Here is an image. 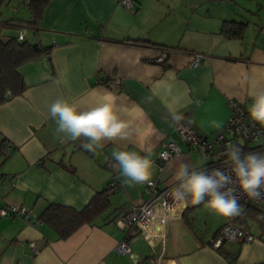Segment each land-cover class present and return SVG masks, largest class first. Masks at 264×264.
I'll return each instance as SVG.
<instances>
[{"label": "crops", "instance_id": "0c3cea01", "mask_svg": "<svg viewBox=\"0 0 264 264\" xmlns=\"http://www.w3.org/2000/svg\"><path fill=\"white\" fill-rule=\"evenodd\" d=\"M227 3L134 0L128 10L121 0H47L31 25L27 0H8L2 14L7 12L3 19L9 25L2 31L14 36L22 31L24 39L49 52L18 67L26 88L0 104V207L22 205L30 219H38L47 204L81 210L113 178L120 188L108 195L110 206L94 224H82L66 239L40 219L0 215V264H158L162 248L165 264H264L261 242L214 248L211 241L226 218L214 231L203 230L190 219L196 206L190 198L164 226H156L166 233L164 245L158 236L146 239L133 229L128 239L133 255L113 250L124 237L116 218L147 199L144 184L126 182L118 173L113 151L151 159L163 142L174 139L182 153L161 173L155 164L152 170V180L174 183L181 163L194 170L205 164H197L203 158L181 140L175 123L213 136L230 115V99L249 111L250 93L264 90V13L252 22L243 16L242 36L229 37L221 29L224 21H235L236 8ZM124 39L154 45H129ZM196 52L206 58L190 66ZM105 90L117 97L120 115L130 125L128 139L86 150L81 140L56 132L48 114L56 99L89 110ZM109 158L111 167L106 166Z\"/></svg>", "mask_w": 264, "mask_h": 264}, {"label": "clouds", "instance_id": "9594fccd", "mask_svg": "<svg viewBox=\"0 0 264 264\" xmlns=\"http://www.w3.org/2000/svg\"><path fill=\"white\" fill-rule=\"evenodd\" d=\"M101 102L89 110H81L64 98L56 99L48 109L55 121L56 132L64 139L81 140V146L93 150L94 145L129 137V123L120 115L117 97L110 91L100 93ZM252 104L248 115L255 124L264 126V90L250 93ZM227 170L197 171L181 163L174 175L177 182L172 189L173 198L179 202L191 199L193 204L206 203L215 214L235 217L242 208L235 195V188L249 197L259 198L264 193V154L244 153L239 145H227ZM117 171L132 184H151L153 161L148 154L140 155L127 150L113 151Z\"/></svg>", "mask_w": 264, "mask_h": 264}, {"label": "built area", "instance_id": "2783aa9c", "mask_svg": "<svg viewBox=\"0 0 264 264\" xmlns=\"http://www.w3.org/2000/svg\"><path fill=\"white\" fill-rule=\"evenodd\" d=\"M122 4L128 9H134V0H121ZM23 32L20 31L18 39H23ZM206 55L196 52L191 55L190 66L198 65ZM230 115L225 124L213 136L200 134L195 128L183 124L179 121L175 123V131L187 146L199 153L201 158L207 160L203 167L195 169L197 171L211 172L213 169L220 168L227 170V145H239L244 153L258 152L264 154V126L255 124L251 121L248 110L244 105L234 99L229 100ZM250 143H255L253 147H249ZM182 153L181 148L174 139H168L162 143L161 149L157 152L156 158H151L153 164L157 165L160 173L164 170L166 163L173 157ZM112 159L106 162L107 167H111ZM0 179V183H3ZM177 182L165 184L162 177L152 180L151 184H144L147 199L141 203L132 205L126 212L119 215L116 220V226L124 232V237L119 240L113 247L115 253L120 255L132 256V249L128 242L129 233L133 229H139L146 239H154L159 237L162 245L166 243V233L158 232L156 226L162 227L168 218L175 213L182 202L176 201L172 195V189ZM235 188V195L238 197L239 204L252 202L254 204L264 205V193L259 198L249 197L243 194L238 186ZM120 188V182L113 178L107 185V194L115 193ZM1 216H20L27 221L30 219L28 210L22 205L9 204L0 207ZM224 242L235 243L241 242L250 244L253 242L264 243V232L253 233L246 227H243L232 221H225L219 229L218 236L212 240V246L219 248ZM33 252H36L34 242H30ZM158 264H165L163 258V248L157 257Z\"/></svg>", "mask_w": 264, "mask_h": 264}, {"label": "trees", "instance_id": "16d2710c", "mask_svg": "<svg viewBox=\"0 0 264 264\" xmlns=\"http://www.w3.org/2000/svg\"><path fill=\"white\" fill-rule=\"evenodd\" d=\"M46 2L47 0H27L30 14L27 23L36 24ZM7 3L8 0H0V104L13 96L21 94L26 88L23 78L18 72V67L43 53L49 52L48 47H42L38 43L24 39V37L18 39V35H7L2 31L3 28L9 25V21L3 19L2 14V7ZM245 25L240 21H224L221 32L229 37H241ZM121 42L138 46L154 45L139 39H124ZM106 192L107 187L95 193L89 202L78 211L69 206L47 204L38 219L52 227L59 239H66L82 224H94L108 210L110 201L109 194ZM241 204L244 206L243 210L245 212L261 215L257 220L260 222V227L264 229V209L258 208L257 204L252 202Z\"/></svg>", "mask_w": 264, "mask_h": 264}, {"label": "rangeland", "instance_id": "374dc122", "mask_svg": "<svg viewBox=\"0 0 264 264\" xmlns=\"http://www.w3.org/2000/svg\"><path fill=\"white\" fill-rule=\"evenodd\" d=\"M229 6H234L236 9V14L234 15L235 21H239L240 19H245L252 21H256L259 17V14L264 13V10L261 11V7H264V0H228L227 3ZM21 12L23 13L24 11L22 8L20 9ZM20 15V14H19ZM24 15V14H23ZM242 15V17H240ZM9 16L7 15V12L4 14L3 18H8ZM243 23H246L244 21ZM255 143H250L249 147L255 146ZM203 163H206L205 159L199 160L197 164L202 165ZM199 165V166H200ZM144 191L146 192V189L144 188ZM147 195V193H146ZM242 208V212L240 215L235 216V217H225V221H233L243 227L248 228L251 230L253 233L257 234L260 233L261 231L264 232V229H262L259 225L260 222H258L257 219L261 217V215L253 214L250 212H245L243 210L244 206L240 204ZM258 208L264 209V205L262 204H257ZM192 216L190 219L195 222V224H200L203 226V230H208L211 229V231H214L216 226L224 219V217L219 216L212 212L208 207L206 203H201V204H196L195 208L192 210ZM224 221V222H225ZM223 222V223H224ZM222 223V224H223ZM257 227V228H256ZM260 228V232L259 231ZM224 244H230L229 242H224Z\"/></svg>", "mask_w": 264, "mask_h": 264}]
</instances>
